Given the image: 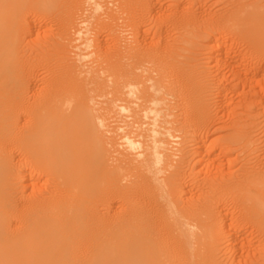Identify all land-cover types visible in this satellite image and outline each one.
<instances>
[{"label": "bare ground", "instance_id": "6f19581e", "mask_svg": "<svg viewBox=\"0 0 264 264\" xmlns=\"http://www.w3.org/2000/svg\"><path fill=\"white\" fill-rule=\"evenodd\" d=\"M106 1L0 0V264H264V0Z\"/></svg>", "mask_w": 264, "mask_h": 264}, {"label": "rangeland", "instance_id": "374dc122", "mask_svg": "<svg viewBox=\"0 0 264 264\" xmlns=\"http://www.w3.org/2000/svg\"><path fill=\"white\" fill-rule=\"evenodd\" d=\"M111 1H112V0H111ZM107 2H108V1L105 0V2L102 3V4H103V5H104V4H107ZM85 5H86V7H85ZM83 7H84V9H82L81 12L87 11V10L89 9V10L87 11L88 13L85 12V17L90 13L89 16L86 17L88 20H87L85 17H84V19H86V20L88 21V24L91 26V27H89V26L87 25L89 31H91L90 33H94V34H95V32L97 33L98 30L100 29V26H101L100 23H102V22H103L104 24L108 23L107 21H104V20H106V19L99 20V18L101 19L102 17H103V18H104V17L106 18V16H104L105 13H104V15H103V12H100L101 14H99V13H94V12H93V9H92L91 7H89V6H87V4H84ZM88 7H89V8H88ZM85 8H88V9H85ZM91 9H92V10H91ZM90 10H91V12H90ZM91 13H92V14H91ZM106 13H109L108 10H106ZM81 14L84 16V13H81ZM86 14H87V15H86ZM100 15H102V16H100ZM98 16H99V17H98ZM55 17H56V15H55ZM94 17H95V18H94ZM31 18L35 19L34 21H36V22H34V23L32 22L31 25H30V26H35L34 28L32 27V29H33V34H32V31L30 30L31 27L29 26L30 29H28L29 27H28V25L25 23V24H26V27H27V28H26L27 30L24 28V29L22 30V32H23L24 30H25L26 32H28V31L30 30V32H29L28 34H29L30 36H31V35H32V36L30 37L26 32H23V33L25 34V36H26V35H28V36H27V37L24 36V39H23V37L21 36L22 39H23V41H22V39H21V42H23V43H21L20 46H22L21 49L23 48L22 51H24V53L27 52V53H26L27 55H29V54L31 53V54L29 55L30 58H34V57H33L34 52H35V53H38L37 50L41 47V45L43 46L44 43L46 44L47 41H48V42L50 41V40H46V39H48V38H50V37H53V34H54V35L56 34L54 37H57V36L59 35L58 32H60V31H59L60 21H59V23H58V25H57V22H58V21H57L58 16H57V19H54L53 17H51V18L49 17L50 19H53V20H49V18H48V19L46 18L47 20H46V19H43V21H42L41 19H37V20H36V18H34V17H29L28 20L30 19V21H31V20L33 21V19H31ZM92 18H93V19H92ZM51 21H52L53 23H54V21H55V24H56L57 26H55V24H53ZM99 21H100V22H99ZM109 21H110V20H109ZM38 22H39V23H38ZM97 22L99 23L98 25L96 24ZM117 22H118V21H116L115 23H114V22H112V23L115 24V25L118 27V26H120V25H119ZM93 23H94V24H93ZM103 23H102V24H103ZM91 24H92V25H91ZM99 25H100V26H99ZM115 25H114V26H115ZM23 26H25V25H23ZM46 26H47V27H46ZM58 26H59V27H58ZM94 26H95V27H94ZM57 27H58V28H57ZM92 27H93L94 29H92ZM96 27H97V28H96ZM37 28H38V29H37ZM55 28H56V30H55ZM95 28H96V29H95ZM98 28H99V29H98ZM43 29H44V30H43ZM49 29H50V30H49ZM40 31H42V32H40ZM55 31H57V32H56V33H53V32H55ZM93 31H94V32H93ZM22 32H21V35H22ZM35 32H36V33H35ZM51 32H52V33H51ZM50 33H51V34H50ZM24 34H23V35H24ZM34 34L36 35V36H35L36 38H37V36H38L39 38H37V39L34 38ZM41 34H42V35H41ZM46 34H50V35H48V36H50V37H45L44 35H46ZM57 34H58V35H57ZM40 35H41V37H40ZM72 37H73V36H71L70 38L72 39ZM44 38H45V39H44ZM70 38H69V39H70ZM73 38H75V37H73ZM29 39L32 40L33 43H32ZM33 39H34L35 41H34ZM51 39H52V38H51ZM63 39H65V40H62L63 43H65V42H67V41L69 40L66 36H64ZM43 40H44V42H42ZM29 41H30V43H31L32 45L34 44L33 46H34L35 48L29 43ZM35 42H36V43H35ZM41 43H43V44H41ZM50 43H51V41H50ZM212 43H213L212 41H211V42L206 41V40L203 41V39H202V41L198 42V44L200 45V47H202V48H207V49H210V48H211ZM23 44H24V45H23ZM27 44H28L29 46H28ZM37 44H39V45H37ZM66 44H67V43H66ZM74 44H75V45H74ZM78 44L81 45V42H79ZM47 45H49V46H47ZM68 45H69V46H67V45H66V46H67V48H68V47H69V48L66 49V50L70 51V53H71L70 55H71V56H74L72 59H75V58H76L75 55L77 56V55L81 54L80 52L84 53L85 48H83L82 46H81L82 48L79 47V45H77V43L73 42L72 44H68ZM71 45H72V47H71ZM199 45H198V46H199ZM45 46H46V48L48 47V48H47L48 50L46 49V50H47V51H46V50L42 49V53H43L44 51H46V52H48V53L44 52V54L46 53V54L48 55V54H50V53L52 52L51 54H52V56H54L55 54H53V51H50V49L52 50V48L50 47V44H46ZM73 46H74V48H75V47H79V48H77V49H80L81 51L78 53L79 50L77 51L76 48H75V49H76V50H75V49L73 48ZM31 47H33V48H31ZM37 47H39V48H37ZM36 48H37V49H36ZM34 49H36V51H35ZM32 50H33V51H32ZM71 50H75V51H77V52L75 53V51L73 52V51H71ZM92 50H93V51H92L93 54H94V53H95V54H94V55L91 54L90 59H89V58H88V59H85V60H87L86 62H85V61H81L82 59L80 60L81 62L79 61L80 65H81L82 67L84 66L83 64H85V63L87 64V65L84 66L83 70H86L87 68H88V70H90V69H96L95 66H98V64L101 63L100 60H99V62H100V63H99V62H97V59H96V57L98 58V56H99L97 50H95V49H92ZM25 51H26V52H25ZM30 51H31V52H30ZM49 51H50V53H49ZM96 52H97V54H96ZM28 53H29V54H28ZM72 53H73V54H72ZM51 54H50V55H51ZM23 55H25V54H23ZM35 55H37V54H35ZM42 55H43V54H42ZM50 55H48V56L45 55V56L48 57L47 59H50V58H51V59H50L51 62H49L50 60L48 61V62L51 64V65H50L51 67L49 68V66L47 65L48 62H47V64H46L45 62H43V63H42L43 66L41 65V66L43 67V70H41V73H42V71L46 72V70L49 71V70H51V69L53 70V69L56 68V66H55V64H54L55 62H53V60L56 59V58H53V59H52V57H51ZM92 55H93V57H92ZM95 55H96V56H95ZM43 56H44V55H43ZM43 56H42V58H43ZM25 57H26V55H25ZM46 57H45V58H46ZM45 58H44V60H45ZM28 59H29V58H28ZM35 59H36V58H35ZM94 59H95L96 61H95ZM83 60H84V59H83ZM45 61H46V60H45ZM54 61H55V60H54ZM52 62H53V64H52ZM83 62H84V63H83ZM93 62H94V63H93ZM81 63H82V64H81ZM92 64H93V65H92ZM102 65H104V64H102ZM39 66H40V65H39ZM41 66H40V67H41ZM45 66H46L48 69H45V68H44ZM52 66H53V67H52ZM93 66H94V68H92ZM40 67L36 69V70H37V73H36L35 76H37L38 72L40 71ZM38 69H39V71H38ZM41 69H42V68H41ZM44 69H45V70H44ZM36 70H35V71H36ZM52 70H51V71H52ZM53 71H54V70H53ZM44 72H43V73H44ZM49 72H50V71H49ZM41 73L39 72V74H41ZM43 73H42V75H43V76L45 77V79H46L48 76H45V75H48V72H46L45 74H43ZM39 74H38V75H39ZM32 76H34V74H33ZM32 76H31V77H32ZM43 76H41V77L44 78ZM31 77H30V80H29V81H30L29 84L32 83L33 85H35V82H36V85H35L36 87H35V89H36L37 87H39V88H37L38 90H40V88H41L40 86L45 85V84L47 83L46 81H48V80L44 81L43 79L40 78V79H41V82H40V79H39V78L37 79V77H40V75L37 76V77H35V78L32 77L33 79H32ZM48 79H49V77H48ZM42 81H44V82H42ZM43 83H44V84H43ZM32 84H31V86H32ZM38 85H39V86H38ZM31 86H30V87H31ZM33 87H34V86H32L31 88H33ZM35 89L33 88L32 93H37V92H36L37 89H36V90H35ZM38 90H37V91H38ZM263 100H264V99H263ZM105 101H106V98H104V97H100V98H99V97H98V98L95 99V101H94V103L92 104V106H91V105H90V106H91V108L94 109V111H95V113H96V114L94 113V116L96 115V117H98V115H99V118H101V116H103L102 119L104 118V120H105V122H104L105 125H108V126H109V127L105 126V127H106L105 130L107 129L106 132H108V129H109V132H108L107 134L109 135V137L111 136V137H110L111 140H110V142H109L110 150H113L114 152L116 151L117 153H121L122 150H123V152H124V150H125V149H123L124 147L119 146L120 143H121V141H120V139H119V138L121 137V133L118 131L119 128H121V126H122L123 129L125 128V127H123V126H124V123H123V115L120 113V110H118L117 107H113V109H112V107H108V106H104V105H102V103H104ZM97 104H98V106H97ZM100 106H101V107H100ZM261 106H263V107H261ZM261 106H260V108L264 110V101L262 102V105H261ZM103 107H104V108H103ZM260 108H259V111L261 110ZM95 109H96V110H95ZM111 109H112V110H111ZM108 110H110V112H109V113H110V116H109V113L107 112ZM263 110H261L262 113L264 112ZM97 111H98V112H97ZM112 111H113V112H112ZM105 112H106V113H105ZM97 113H98V114H97ZM99 113H101V114H99ZM102 113H105V114H102ZM111 113H112V114H111ZM174 113H176V112H174ZM259 113H260V112H259ZM262 113H261V114H262ZM107 114H108V115H107ZM105 116H108V117H105ZM111 116H112V117H111ZM261 117H262V115H261ZM107 118H109V119H107ZM106 119H107V120H106ZM121 120H122V121H121ZM118 122H119V123H118ZM111 124H112V125H111ZM118 127H119V128H118ZM117 128H118V129H117ZM116 129H117V130H116ZM107 134H105V135L108 136ZM113 135H114V137H113ZM219 135H220V133H219ZM221 135H223V134H221ZM106 136H105V137H106ZM214 136L216 137L217 135H214ZM214 136H211V137H212L211 139H214V138H215ZM112 137H113V138H112ZM217 137H218V136H217ZM104 139H105V138H104ZM113 139H114V140H113ZM116 141H117V142H116ZM111 143H112L113 145H112ZM114 143H115V144H114ZM117 144H118V146H117ZM121 144H122V143H121ZM115 146L120 147L121 150H120V148L117 149ZM115 148H116V150H114ZM120 151H121V152H120ZM114 155H115V154H113L112 151H110V155H109V156H112L111 158H113ZM41 177H42V176H41ZM37 181H38V182H36V183H37L36 185L39 186L40 189L43 190V188L45 189V188L47 187V186L44 185V183H43V182L46 181V180L44 181L43 177L40 178V179H38ZM45 186H46V187H45ZM253 250H256V248L253 249ZM257 250H258V249H257ZM251 252L253 253L254 251H251ZM254 253H255V252H254ZM251 255H252V254H251Z\"/></svg>", "mask_w": 264, "mask_h": 264}]
</instances>
